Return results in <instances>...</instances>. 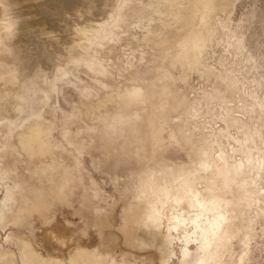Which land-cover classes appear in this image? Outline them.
I'll return each instance as SVG.
<instances>
[{
    "label": "rangeland",
    "instance_id": "obj_1",
    "mask_svg": "<svg viewBox=\"0 0 264 264\" xmlns=\"http://www.w3.org/2000/svg\"><path fill=\"white\" fill-rule=\"evenodd\" d=\"M199 1L0 0V264L264 261V0Z\"/></svg>",
    "mask_w": 264,
    "mask_h": 264
},
{
    "label": "bare ground",
    "instance_id": "obj_2",
    "mask_svg": "<svg viewBox=\"0 0 264 264\" xmlns=\"http://www.w3.org/2000/svg\"><path fill=\"white\" fill-rule=\"evenodd\" d=\"M202 1V5H204V6H208V4H210V2L212 1V0H201ZM201 1H199L200 3H201ZM211 5V4H210ZM175 182V181H174ZM178 184V183H177ZM181 184V183H180ZM154 185H156L155 183L153 184V183H151V182H149L148 184L146 183V188H148V189H150L152 192L153 191H155L156 189H157V185L156 186H154ZM172 185H173V183H172ZM174 186V185H173ZM180 186V185H179ZM207 186V185H206ZM205 186V187H206ZM160 188L158 189V192H163L164 191V189L165 188H163V187H161V186H159ZM170 187H171V185H170ZM169 187V188H170ZM176 188V187H175ZM175 188H171V189H175ZM181 188V187H180ZM210 188V187H209ZM211 189V188H210ZM182 190V192H184V188L183 189H181ZM197 190V189H196ZM205 190V189H204ZM212 190V189H211ZM150 191V192H151ZM165 191H167V190H165ZM198 191V190H197ZM169 192H170V190H169ZM205 193H206V191H204ZM166 193V192H165ZM197 193V192H196ZM204 193V194H205ZM214 193V192H213ZM165 195V198H166V194H164ZM214 197H215V195H214ZM214 197L212 198V197H210V196H202L201 198H198V199H195V204L198 206V207H201L203 210H208V211H213L215 208H216V200L214 199ZM36 202V204H32V207H30V211L34 214V215H38V214H40L41 212H43L44 211V209H45V205H44V202H42V200H40V199H36L35 200ZM188 201V200H187ZM218 201V200H217ZM216 202V203H215ZM221 207V210H222V206H220ZM193 208V207H192ZM216 210V209H215ZM214 212V211H213ZM216 213V212H215ZM42 214V213H41ZM217 215V214H216ZM223 216V215H222ZM42 217H46L45 215L44 216H42ZM203 219V218H202ZM205 219V218H204ZM218 219V218H217ZM216 219V220H217ZM220 219V218H219ZM225 219V218H224ZM223 221V220H222ZM39 222V221H38ZM41 222V221H40ZM44 222V221H43ZM207 225H203V226H200L199 227V232L200 233H202V235L204 236V243H203V246H204V248H206L208 251H207V254H206V256L208 257V258H212V254H213V252L215 251L214 250V248L218 245V242L219 241H221L222 240V235H221V232H219V231H217V225H216V223L214 222V221H211V220H209V222L208 223H206ZM220 224V223H219ZM225 230L223 229L222 230V232H224ZM50 232V231H49ZM215 233V234H214ZM224 234H225V232H224ZM53 235V234H52ZM224 239V238H223ZM205 241H207V246H205ZM223 242V241H222ZM82 247V246H81ZM71 249V248H70ZM74 249V248H73ZM78 249V248H77ZM33 251V250H32ZM206 251V250H205ZM0 252H2V251H0ZM79 253L77 254V255H79L80 257H78V259L80 258L81 259V253H80V251H78ZM3 253V252H2ZM4 254V253H3ZM83 254V253H82ZM87 255H89L90 256V258L88 257V261L90 260H92L93 258L95 259L96 258V262L94 261V259H93V261H91L89 264H93L94 262V264H100L102 261H98V259H97V257H94V256H91V254H87ZM87 255L85 256V254H83L82 255V257L84 256V258L85 257H87ZM91 257H93V258H91ZM0 258H3V255H2V257H0ZM69 258H71V257H69ZM87 258H85V260H86ZM2 260V259H1ZM1 260H0V262H1ZM212 260V259H211ZM98 261V262H97ZM69 262H70V260H69ZM73 262H75L74 264H80V262H78V261H74L73 259H71V264L73 263ZM102 264V263H101ZM206 264H207V261H206ZM210 264V263H209Z\"/></svg>",
    "mask_w": 264,
    "mask_h": 264
},
{
    "label": "snow or ice",
    "instance_id": "obj_3",
    "mask_svg": "<svg viewBox=\"0 0 264 264\" xmlns=\"http://www.w3.org/2000/svg\"><path fill=\"white\" fill-rule=\"evenodd\" d=\"M128 6V0H124L123 3H121L120 5H118V8H125ZM261 25H262V32H261V36H260V46H261V59L262 61H264V17L261 18ZM79 30V29H78ZM133 95H139V92H134ZM195 175V174H193ZM194 189L190 186L189 182H186L184 185V195L185 196H191L193 193ZM221 220H224V217L221 216L220 217ZM160 223V219H159V215L158 214H154L152 216H149L148 221L146 222V226L148 227H154L156 225H158ZM65 229L63 228V230L61 231H57L54 230V232L56 234H59L60 232L64 231ZM220 229L218 228L217 231H219ZM215 234V233H214ZM53 239H55V236L52 237ZM59 242V241H58ZM205 246H207V241H205ZM170 257V253L168 254ZM184 256L187 257L188 253L185 250L184 251ZM63 264H69L68 261H64ZM162 264H177V262L175 260L172 259H165L162 261ZM180 264H188V261L186 260H181ZM200 264H203V261H200ZM213 264H225V261L217 258ZM261 264H264V261L261 262Z\"/></svg>",
    "mask_w": 264,
    "mask_h": 264
}]
</instances>
